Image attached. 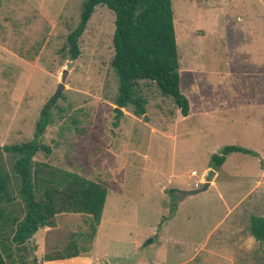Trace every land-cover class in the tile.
I'll use <instances>...</instances> for the list:
<instances>
[{
	"label": "rangeland",
	"instance_id": "rangeland-1",
	"mask_svg": "<svg viewBox=\"0 0 264 264\" xmlns=\"http://www.w3.org/2000/svg\"><path fill=\"white\" fill-rule=\"evenodd\" d=\"M82 1L0 0V144L29 140L55 96L40 137L50 151L33 160L106 188L91 240L80 215L57 214L40 246L34 237L25 243L26 262L46 264L43 254L74 239L92 245L75 264L263 263L264 240L248 224L264 215V0H170L187 115L139 80L144 114L127 104L118 119L113 13L95 6L77 58L64 52ZM228 144L256 155L231 152L216 169L225 202L213 187L182 198L177 191L201 186L210 154Z\"/></svg>",
	"mask_w": 264,
	"mask_h": 264
},
{
	"label": "trees",
	"instance_id": "trees-1",
	"mask_svg": "<svg viewBox=\"0 0 264 264\" xmlns=\"http://www.w3.org/2000/svg\"><path fill=\"white\" fill-rule=\"evenodd\" d=\"M97 5H104L113 13L110 66L117 79L115 119L127 104L133 106V114H144V99L135 93L139 80L154 82L159 93L171 98L185 116L188 101L179 89L170 0H83L77 25L65 36L64 52L68 59L79 55L78 39ZM54 100L55 96H51L41 106L29 140L0 144V264H28L23 257L25 243L39 227L52 226L57 214L80 215L88 227V240L93 238L101 217L106 196L104 185L33 160L36 152L50 151L40 137L50 123V106ZM231 152L256 155L246 147L224 145L217 153L210 154L209 167L216 170ZM11 186L15 194H10ZM248 231L255 240H264V215H250ZM90 248L77 246L71 239L61 250L43 254L42 261L74 257ZM30 261L38 263L35 256Z\"/></svg>",
	"mask_w": 264,
	"mask_h": 264
},
{
	"label": "crops",
	"instance_id": "crops-1",
	"mask_svg": "<svg viewBox=\"0 0 264 264\" xmlns=\"http://www.w3.org/2000/svg\"><path fill=\"white\" fill-rule=\"evenodd\" d=\"M184 95V94H183ZM185 96V95H184ZM202 102V101H201ZM200 108H203L202 106L200 107ZM211 109L213 108V107H210ZM188 109H189V107H188ZM203 109H205V108H203ZM202 109V110H203ZM214 109V108H213ZM202 113H205L204 111L202 112ZM202 113H201V115H202ZM187 115V114H186ZM185 115V116H186ZM182 116V115H181ZM185 116H183V117H185ZM207 167H208V169H209V165H207ZM211 168V167H210ZM214 170V169H213ZM216 176H217V171L216 170H214V175H213V179L208 183V186H207V188L206 189H209L210 187H213L215 190H216V192H217V194H218V196H219V199H220V201H222V203H224L225 202V200H224V197L222 196V194L219 192V190H218V188H217V184H216ZM202 184V183H201ZM200 184V185H201ZM192 188H194V185H192L190 188H188V190L189 189H192ZM205 189V190H206ZM204 191V190H203ZM201 192V191H200ZM177 193L178 194H182V192L180 191H177ZM199 193V192H198ZM185 195H188V194H184V195H182V198L185 196ZM191 195H193V194H191ZM227 215H230V207L228 208V210H227V213H226ZM45 227H47V226H44L43 228L42 227H39L37 230H36V232L32 235V237L30 238V239H32L33 237L35 238V242L34 243H37V245L38 246H40V243L41 242H43V241H45V238H46V236H44V232L43 231H45L44 229H45ZM92 246V245H91ZM91 249V248H90ZM90 251V250H89ZM88 251V252H89ZM84 258H86V256H85V254L83 255V254H80V255H77V256H74V257H70V258H64V259H55V260H50V261H43V263H46V264H48L47 262H49L50 264H75V263H78V262H81L82 260H84Z\"/></svg>",
	"mask_w": 264,
	"mask_h": 264
},
{
	"label": "water",
	"instance_id": "water-1",
	"mask_svg": "<svg viewBox=\"0 0 264 264\" xmlns=\"http://www.w3.org/2000/svg\"><path fill=\"white\" fill-rule=\"evenodd\" d=\"M213 175H214V170L212 168H209L205 174V177L203 179L201 186L186 190L182 192V194H196L200 191L205 190L208 186V183L213 179ZM103 264H107V262L104 261Z\"/></svg>",
	"mask_w": 264,
	"mask_h": 264
}]
</instances>
